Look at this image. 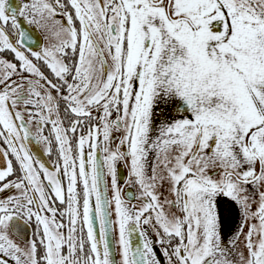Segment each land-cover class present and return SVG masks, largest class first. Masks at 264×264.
<instances>
[{
	"label": "snow or ice",
	"instance_id": "snow-or-ice-1",
	"mask_svg": "<svg viewBox=\"0 0 264 264\" xmlns=\"http://www.w3.org/2000/svg\"><path fill=\"white\" fill-rule=\"evenodd\" d=\"M0 264H264V0H0Z\"/></svg>",
	"mask_w": 264,
	"mask_h": 264
},
{
	"label": "flooded vegetation",
	"instance_id": "flooded-vegetation-1",
	"mask_svg": "<svg viewBox=\"0 0 264 264\" xmlns=\"http://www.w3.org/2000/svg\"><path fill=\"white\" fill-rule=\"evenodd\" d=\"M36 36H37V38H40L41 39V41H42V43H43V40H42V38H43V33L42 32H37L36 33ZM122 171H123V174H124V176H125V178L127 177V171L126 170H124V169H122ZM120 185H121V188L123 189V192H122V195L125 197V199H127V197H126V193L130 190L133 194H137L138 193V189L137 188H135V187H132L131 189H129L128 188V186H126L125 184H124V182L123 181H120ZM130 204H139V201H136V200H132V201H130L129 202Z\"/></svg>",
	"mask_w": 264,
	"mask_h": 264
}]
</instances>
